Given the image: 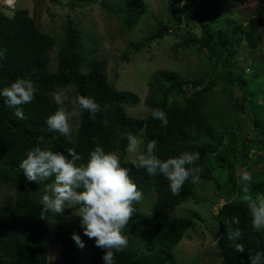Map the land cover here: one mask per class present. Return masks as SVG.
Wrapping results in <instances>:
<instances>
[{
  "label": "trees",
  "instance_id": "obj_1",
  "mask_svg": "<svg viewBox=\"0 0 264 264\" xmlns=\"http://www.w3.org/2000/svg\"><path fill=\"white\" fill-rule=\"evenodd\" d=\"M79 3H99L102 7L115 3L126 31L132 30L147 12L145 0H71V7ZM168 3L174 19L179 7L174 0ZM222 12V7L211 0H187L183 5L179 20L187 25L197 23L202 36H188L176 42L175 47L198 45L212 63L211 71L218 76L186 80L175 71L154 76L145 105L149 110L160 108L167 113L169 123L165 128L159 120L151 117L149 111L143 117L127 113L125 106H136L141 98L131 91L119 90L109 81L107 60L98 58L92 46H86L83 33L73 19H68L64 38L59 41L41 28L29 9H16L12 14L0 11V50H6L5 58L0 61V89L18 77L31 79L38 89L35 99L23 105L26 117L23 120L15 116V108L8 107L5 98L0 96V264H49V251L56 242L71 264L79 248L72 239L73 234L79 235L84 245L88 242L80 217L74 214L75 209L65 206L62 214L49 213L45 219L41 218V196L46 191L45 184L53 178L43 183L30 182L19 168L26 150L37 144L42 149L61 151L65 155L68 154L67 147H72L85 163L97 145L103 146L105 151L116 152L122 166L132 168L130 175L143 192L144 200L134 205L136 213L123 230L129 246L116 254L115 264H182L176 261L172 250L193 228L195 219L189 215L175 217L169 210L191 197L195 183L190 179L180 194L173 196L163 176L150 177L146 170L125 163L130 161L126 159V133L138 137L142 131L144 148L148 141L157 140L156 154L162 159L184 151L199 152L196 165L202 169L200 179L218 181L219 196L224 203L216 215L221 230L217 245L225 264H251L249 252L264 251V233L252 232L251 216L247 206L240 201L243 187L237 173L240 164L244 170L253 171L264 161V154H259L264 150V104L260 103V99H264V65L258 68V72L244 77L234 61L237 47L242 43H247L253 51L260 47L264 18L252 17L246 27L235 25L231 31H214L210 21L221 16ZM165 27L161 23L159 36L165 35ZM91 40L94 42V36ZM150 40L151 37H144L131 42L123 57L129 59L132 52L145 48ZM219 67L221 73L217 71ZM220 80L241 88L239 110L250 112L248 120L257 132L253 140H244L243 126L238 120L237 123L228 120L223 125H216L211 120L207 109L210 92ZM190 86L193 88L191 92L188 90ZM69 88L73 89L74 100L77 95L88 96L100 105L101 111L93 120L76 104L78 128L74 135L65 137L48 131L46 118L57 108L53 93L63 89L70 95ZM174 94L183 95V101L170 104L169 98ZM70 103L65 102L69 110ZM251 151L250 159L248 153ZM250 188L254 197L264 195V171L252 175ZM234 196L237 197L235 200ZM148 199H153L149 214L154 221V237L149 243L135 246L129 235L135 233L142 239L135 224L147 222L142 217V207ZM233 216L239 217L238 227L245 233L240 241L245 245L243 253L236 252L227 238L223 221ZM250 236L261 240L259 248ZM103 255L104 251L98 248L89 264H105Z\"/></svg>",
  "mask_w": 264,
  "mask_h": 264
},
{
  "label": "rangeland",
  "instance_id": "obj_2",
  "mask_svg": "<svg viewBox=\"0 0 264 264\" xmlns=\"http://www.w3.org/2000/svg\"><path fill=\"white\" fill-rule=\"evenodd\" d=\"M174 1L179 7V12L173 19L169 0H145L147 12L130 31L123 29L124 25L115 3L106 7H102L99 3H79L71 7V0H0V11L12 14L16 9H29L30 14L41 28L56 36L59 41L64 38V27L68 19H73L83 33L86 46H92L93 53L98 58L107 60L109 81L119 90L131 91L141 98L138 105L125 106L127 113L143 117L149 111L145 101L149 96V85L154 76L160 77L161 73L166 71H175L186 80L218 76L217 73L211 71L212 63L207 58L205 51L198 45H191L187 48L175 47L176 42H180L188 36L201 37L202 30L197 23L191 22L187 25L183 20H181L182 22L179 20V16L183 15L182 8L187 0ZM211 1L223 9L221 16L210 21L214 31H231L235 25L246 27L252 17L264 18V0ZM171 18L173 19L172 23ZM161 23L166 25V29H162L167 30L162 37L158 35ZM172 34H175L177 38ZM91 36H94V42L91 40ZM144 37H151L149 44L140 51L132 52L130 58L125 59L123 53L127 46ZM262 37L263 41L260 47L254 51L245 42L237 47L234 61L237 68L244 73V77H249L252 72H258V68L264 65V26ZM217 71L221 73V67L217 68ZM72 90L69 88V96L72 101L70 111L76 113L71 121L72 135H74L79 124V110L74 103V96L71 95ZM188 90L191 92L193 88L190 86ZM241 97L242 90L238 85H229L220 80L219 84L210 92L207 109L211 120L216 125L226 124L228 120L237 123L238 120L243 126L244 140L249 141L256 137L257 132L248 120L250 112L247 109L246 111L239 110L238 101ZM183 99V95L174 94L170 96L169 101L170 104H174L183 101ZM260 103L264 104V99L261 98ZM138 138L142 140L141 149L143 150V131L140 132ZM252 153L253 151L248 153L250 159ZM262 153L264 154V150L259 151V154ZM131 158V154L127 152L126 159L131 160ZM242 171L245 170L240 164L237 167V173L240 174ZM263 171L264 161L258 163L253 171L248 172L253 175ZM239 183L243 187L241 179ZM217 186V180L200 179L198 183H195L191 197L183 204L169 210L175 217L189 215L195 219L193 228L186 232L181 242L172 250L177 262L182 264H225L217 241L211 235L212 233L217 238L221 236L216 215L224 200L220 198ZM152 200L148 199L143 202L144 215L142 217L147 222L142 224L140 221L135 224L136 232L142 235V239H139L135 233L129 235L130 242H134L135 246L149 243L154 237V221L149 214ZM139 225H142V228ZM97 249L94 239L88 238L87 244L83 248H78L76 258L71 264H89L93 252ZM49 264H70L61 245L57 242L49 251Z\"/></svg>",
  "mask_w": 264,
  "mask_h": 264
},
{
  "label": "clouds",
  "instance_id": "obj_3",
  "mask_svg": "<svg viewBox=\"0 0 264 264\" xmlns=\"http://www.w3.org/2000/svg\"><path fill=\"white\" fill-rule=\"evenodd\" d=\"M5 52L6 50H0V61L5 58ZM37 91V86L31 79L18 77L9 86L0 89V96L5 98L8 107L15 108V116L23 120L26 119L23 105L31 103ZM53 100L57 108L46 118L48 131L71 137V121L76 113L70 111L65 104L66 101L72 102L71 98L61 89L53 93ZM74 103L78 104L80 110H86L93 120L101 111L100 105L85 95H77ZM149 112L153 119L161 122L162 127H167L169 120L165 111L152 108ZM40 139L42 141L43 138ZM126 139V151L132 158L125 163H130L136 169L146 170L150 177L163 176L168 181L173 196L179 195L190 179L193 183L200 181L202 169L196 165L200 159L199 152L184 151L162 159L156 154L157 140L148 141L142 150V140L136 135L127 132ZM66 151L67 155L61 151L42 149L37 144L26 150L19 168L30 182L43 183L53 178L50 183L45 184L46 191L41 196V218L45 219L49 213L62 214L67 204L75 209L74 214L80 217L84 235L94 239L95 246L104 251L102 259L105 264H115L116 254L129 246L123 230L136 213L134 205L143 201V192L130 175L132 168L122 166L121 158L116 152L105 151L103 146L97 145L90 151L85 163L74 148L67 147ZM240 179L243 183L240 201L247 206L251 216L252 232L264 233V195H252L250 172L242 171ZM236 198L233 197L234 200ZM223 223L234 250L245 252V245L240 242L245 233L238 227L239 217L226 218ZM249 238L255 239L257 248L261 246L260 239L255 236ZM72 239L80 248L84 247L79 235L74 233ZM249 254L251 264H264V251Z\"/></svg>",
  "mask_w": 264,
  "mask_h": 264
},
{
  "label": "water",
  "instance_id": "obj_4",
  "mask_svg": "<svg viewBox=\"0 0 264 264\" xmlns=\"http://www.w3.org/2000/svg\"><path fill=\"white\" fill-rule=\"evenodd\" d=\"M166 31H167V30H166ZM172 35H174L175 38H177V36H176L175 34H172ZM211 235L213 236L214 239H216V240L218 239V238L216 237V235H213L212 233H211Z\"/></svg>",
  "mask_w": 264,
  "mask_h": 264
},
{
  "label": "bare ground",
  "instance_id": "obj_5",
  "mask_svg": "<svg viewBox=\"0 0 264 264\" xmlns=\"http://www.w3.org/2000/svg\"><path fill=\"white\" fill-rule=\"evenodd\" d=\"M252 112V111H251Z\"/></svg>",
  "mask_w": 264,
  "mask_h": 264
}]
</instances>
